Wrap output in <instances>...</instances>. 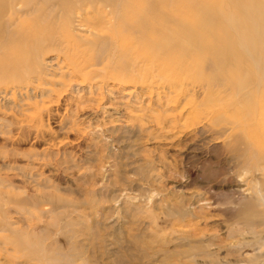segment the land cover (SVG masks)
Masks as SVG:
<instances>
[{"label":"rangeland","instance_id":"374dc122","mask_svg":"<svg viewBox=\"0 0 264 264\" xmlns=\"http://www.w3.org/2000/svg\"><path fill=\"white\" fill-rule=\"evenodd\" d=\"M204 1L222 24L240 15L239 0ZM251 5L264 12V0ZM93 11L82 19L93 22ZM80 20L71 45L94 34L79 29ZM222 34L233 47L222 57L241 56L225 25L199 51L213 53ZM94 47L71 63H83ZM41 48L44 64L68 58ZM187 49L164 60L142 53L144 63L152 59L147 68L153 62L163 69L156 78L122 73L142 66L139 57L114 63L117 75L109 68L72 78L80 93L58 71L21 92L13 89L23 81L0 75V264H264V249L253 252L264 242V209L255 201L247 210L235 204L248 200L247 180L226 159L223 140L206 131L220 126L210 112L219 104L199 106L197 87L188 94L167 89L179 77L175 62L195 54ZM220 69L224 76L233 70Z\"/></svg>","mask_w":264,"mask_h":264},{"label":"bare ground","instance_id":"6f19581e","mask_svg":"<svg viewBox=\"0 0 264 264\" xmlns=\"http://www.w3.org/2000/svg\"><path fill=\"white\" fill-rule=\"evenodd\" d=\"M252 1L239 0L242 2L238 7L240 15H228L222 24L211 13V2L204 0H0V59L5 57L0 62V75L23 81V86L13 89L21 92L27 91L31 81L43 82L45 77L50 78V74L52 77L58 71L60 77L71 78L69 89L80 93L84 90L82 84L72 78L85 81L98 74L106 75L109 70L117 75L114 63L138 57L142 66L122 73L128 77L137 73L142 78H156L163 69L153 62L147 68V61L152 59L144 63L142 53L147 50L154 58L164 60L188 52L190 48L195 54H188L189 60L175 62L180 68L179 77L168 83L167 89L170 93L178 90L188 94L197 87L199 95H192L199 98V106L208 102L219 104L218 110L210 111L211 121L219 123V128L205 127L207 133L213 130L215 140H223L226 159L234 162L236 173L241 172L237 176L247 180L249 198L235 204L247 210L250 202L255 201L264 209V12L261 6L251 5ZM92 9L98 11L94 21L83 20L82 16ZM183 9L188 10L186 17L181 15ZM77 18H81L80 24H83L79 29L86 26L94 33H90L88 39L79 37L82 40L79 46L70 44L77 39L74 35ZM128 21L132 24L122 27ZM224 25L233 32L235 46L241 52V56L230 53L229 61L220 51L233 49L232 38L223 34L215 42L213 53L199 51L203 44L211 43V32ZM121 35L122 44H119ZM133 43L138 44L139 54L135 56ZM92 45L95 47L87 60L78 64L75 59L71 63L78 55H86L87 48ZM41 47L60 50L68 58L60 60L58 57L55 64H44L39 61ZM198 53L206 60L201 61ZM105 61H110L109 67ZM101 65L102 68L95 69ZM221 66L233 70L224 76ZM239 77L246 79V83L234 84ZM214 91L216 94L212 97ZM262 249L264 242L253 252L258 256Z\"/></svg>","mask_w":264,"mask_h":264}]
</instances>
